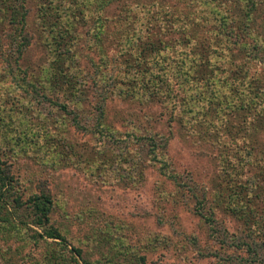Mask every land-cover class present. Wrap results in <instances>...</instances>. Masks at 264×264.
<instances>
[{
    "label": "trees",
    "instance_id": "obj_1",
    "mask_svg": "<svg viewBox=\"0 0 264 264\" xmlns=\"http://www.w3.org/2000/svg\"><path fill=\"white\" fill-rule=\"evenodd\" d=\"M24 1L0 0V263L31 258L23 251L31 246L39 252L38 259H31L34 264H148L138 247L129 245L128 228L121 223L89 236L67 232L55 218L59 201L49 182L28 187L16 163L29 157L53 170L81 166L85 160L95 181L101 175L103 181L136 186L145 182V163L159 164L162 177L192 191L160 158L168 140L144 133L153 114L147 119L135 112L111 115V104L117 97L143 106L139 112L159 108L169 125L177 113L191 115L192 125V113L202 118L225 104L229 114L247 116L246 126L264 127V27L257 17L264 0L128 4L122 7L123 28L115 37L109 35L118 49L114 56L102 45L108 34L103 14L122 0H82L80 6H92L94 16L84 34L78 12L62 1L43 6L39 27L30 30ZM86 36L100 53V62H87L88 71L81 62ZM37 37L42 54L34 64L29 51ZM93 44L86 46L91 50ZM119 117L121 132L116 128ZM69 122L91 135V160L65 134ZM263 153L259 143L239 141L233 154L223 156H230L228 211L249 222L252 235L264 232ZM197 205L204 207L200 198ZM205 220L211 222L212 216ZM151 241L142 242L143 248L152 249ZM101 245L110 253L95 259L93 251Z\"/></svg>",
    "mask_w": 264,
    "mask_h": 264
},
{
    "label": "rangeland",
    "instance_id": "obj_2",
    "mask_svg": "<svg viewBox=\"0 0 264 264\" xmlns=\"http://www.w3.org/2000/svg\"><path fill=\"white\" fill-rule=\"evenodd\" d=\"M52 1H55L54 4L62 1L65 7L78 12L81 32L87 33L93 21L89 20L94 17L93 7L85 3L80 6L82 0L24 1L30 30L39 27L37 16L42 12L43 6H54ZM136 2L175 5V0H122L108 6L103 14L108 34L104 37L102 45L109 56L116 55L118 51L112 40L118 29L123 28L125 13L122 12V7ZM78 7L81 9L77 10ZM261 7L263 9L257 13V17L264 27V5ZM81 12L86 18H83ZM132 15L135 14L132 12ZM111 33L114 34L113 39L109 38ZM83 38L82 52L84 48L85 51L81 53V62L88 71L87 62L91 59L100 62V53L92 41L88 42L91 37ZM41 41L37 37L29 51L34 64L39 62L42 54ZM86 44H93V47L89 46L91 50ZM222 105L220 110L212 109L208 112L209 115L203 114L202 118L201 113H192L195 125H189L191 115L178 113L173 124L169 125L168 116H161L163 113L159 108L139 112L143 106L138 103L130 105L117 97L111 104V115L119 113L126 116V113L135 112L142 119H147L153 114L154 119H148L144 133L160 134V138L168 140L167 147L160 149V158L167 163V171L181 176V182L188 183L192 191L175 186L162 177L159 164L150 167L145 163L147 169L142 185H127L115 179H112V182L103 181V177L98 173L100 182L95 181L84 160H91L94 156L93 140L91 135H83L72 127V122L68 123L65 134L70 138V142L78 144V149L84 157V165L61 166L52 170L34 159L23 157L18 160L16 166L24 181H27L28 187L40 180L49 182L54 196L59 201L55 218L59 223H63L67 232L73 236H89L93 232L105 233L108 232L107 225L117 228L115 225L121 223L123 228H128L129 245L138 247L140 255L146 257L148 264H264V232L260 230V235H252L249 222L247 224L244 218L238 219L228 211L226 202L230 178L228 179L227 169L230 156L223 158L224 155L236 151L239 141L259 143L264 147V127L261 128L260 123H248L246 126L244 122L247 116L243 112L229 114L230 107ZM118 120L120 121L116 123V128L121 132V117ZM231 126H235V129ZM118 136L121 138L119 134ZM230 142L234 145L231 146ZM117 149L125 150L119 147ZM262 156L264 158V153ZM134 175L137 177V174ZM198 198L203 201L204 207H198ZM94 213L98 214L97 217ZM210 216L212 221H206ZM155 239L157 240L153 243ZM149 240H152V249H144L142 242ZM17 246L20 245L16 244L15 247ZM109 249L104 245L97 246L93 251L94 258L107 256ZM23 251L31 258H15L14 264H34L31 259L39 258V252L33 251L31 246L25 247Z\"/></svg>",
    "mask_w": 264,
    "mask_h": 264
}]
</instances>
